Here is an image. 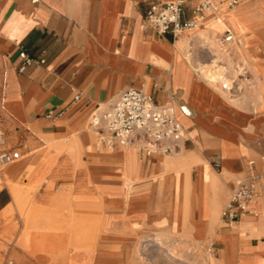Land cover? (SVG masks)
I'll use <instances>...</instances> for the list:
<instances>
[{
	"label": "crops",
	"instance_id": "0c3cea01",
	"mask_svg": "<svg viewBox=\"0 0 264 264\" xmlns=\"http://www.w3.org/2000/svg\"><path fill=\"white\" fill-rule=\"evenodd\" d=\"M170 1L0 0V127L7 134V148L20 158L0 172L3 261L50 264L43 250L35 259L28 255L30 246L42 243L47 248L52 244L53 254L59 252L53 264L117 263L111 254L123 249V237L155 230L153 200L145 185L159 182L152 176L169 174L174 195L164 226L175 230V191L185 178V220L203 230L202 250L219 264H259L264 256V0H247L214 14L213 20L206 16L179 38L158 34L143 22L151 5ZM231 15L240 34L222 23ZM182 18L192 19L189 6ZM227 29L239 43H223ZM200 30L209 32L205 40L214 31L228 49L243 45L250 60L233 57L245 66L250 86L241 81L242 90L227 95L240 97L256 85L259 102L249 92L244 106L233 105L200 77L198 68L210 61L207 42L190 57L191 63L176 47L178 40L193 43ZM21 51L45 63L19 73ZM127 88L142 90L162 106L175 95L174 115L185 136L171 154L146 157L131 145L110 151L98 144L95 130H88L92 113L110 108ZM166 160L171 167L162 164ZM125 161L133 182L128 199L123 196ZM240 184L252 186L255 196L238 220L225 222L221 212ZM28 186L35 188L30 198ZM47 221L53 239L45 238ZM125 221L133 233L122 230ZM92 224L97 225L93 234ZM91 236L94 246L87 247Z\"/></svg>",
	"mask_w": 264,
	"mask_h": 264
},
{
	"label": "built area",
	"instance_id": "2783aa9c",
	"mask_svg": "<svg viewBox=\"0 0 264 264\" xmlns=\"http://www.w3.org/2000/svg\"><path fill=\"white\" fill-rule=\"evenodd\" d=\"M247 0H173L155 3L146 11L143 22L158 34H171L173 38L193 30L197 22L205 18L208 13L217 14L219 7L226 10L233 8ZM189 6L192 19L184 20L183 11ZM224 44L239 43V38L227 29L223 37ZM21 64L18 72L22 73L29 66L43 65V58H33L24 51L19 53ZM248 72L241 65L236 77L228 82L217 83L223 91L232 94L240 92L241 81L248 80ZM174 94H170V102L166 106L155 104L150 96L137 88L123 90L116 102L107 112L94 115L95 123H91L97 133V142L104 147L135 145L146 157L156 154L169 155L175 145L184 138L182 126L174 115ZM74 101L79 100L75 94ZM184 116H190L185 106H179ZM47 118H54L50 114ZM3 134L0 132V141ZM19 158V153L13 150L0 151V166H5ZM216 167L218 165L216 164ZM255 196L252 186L240 184L229 197L221 212V219L225 222H235L246 212L248 202ZM264 243V239H263ZM7 264H12L8 262Z\"/></svg>",
	"mask_w": 264,
	"mask_h": 264
},
{
	"label": "bare ground",
	"instance_id": "6f19581e",
	"mask_svg": "<svg viewBox=\"0 0 264 264\" xmlns=\"http://www.w3.org/2000/svg\"><path fill=\"white\" fill-rule=\"evenodd\" d=\"M240 3H243V1ZM238 5H236V6H238ZM236 6H234L230 10L234 9ZM230 10H226L224 7L221 6V7H219L216 15L220 16L219 14L222 11L227 12ZM207 15L214 17V13H208ZM233 25L236 26V28H238V26L234 20H233ZM199 27H201V26H199ZM198 29H200V28H198ZM208 33L209 32L206 30H200L196 33L195 38L193 39V43L192 42L188 43L190 45L189 47L192 46L191 49H193L192 50L193 55H195V53H197L198 50L201 51V49H199V46L194 47V45L200 44V46H201L202 42L207 37ZM212 33L215 34L214 31ZM184 43H187V41L186 40H183V41L178 40L176 42V47L180 51H184L182 48ZM220 45L222 47H225V48L228 47L227 45L221 44V42H220ZM203 46H201V47H203ZM213 46H214V43L212 42L210 45H207V47H206V48H208L207 56L210 57L209 58L210 61L206 60L208 62L206 64H203L202 66H200L198 68V70H200L199 73H201L200 77L207 84H209L210 86L215 88L217 91H219L220 94H222V96L228 102L232 103L233 105L244 106L246 104L249 92H250L249 96L256 103L259 102L262 99V95L260 94L259 89H258V87H256V85L246 89L240 97L228 96L227 92L223 91L221 89V87L217 83H220L221 81L228 82L232 78H235L239 68L241 67V65L239 63H237V64H235V67L233 68L232 60L230 57H228L226 52L223 51L222 49H217L215 46L214 47ZM189 51H190V48L187 51H184V57L191 63L190 54L188 55ZM241 52L242 51L240 48L235 50L236 54H239ZM199 65H201V64H199ZM233 71H234V73H233ZM245 84H246V86H250V84L247 83V80L245 81ZM108 109L109 108L107 107L106 110H108ZM94 115H97V114L94 113L91 116V120H89L88 130L95 129L94 126L91 124V123L96 122L97 118H94ZM1 133L4 134L3 132H1ZM2 140H3V138L0 141V149L2 147V144L4 143V141H2ZM7 143H8V140H7ZM131 146H133L134 148H137L135 145H131ZM108 148H110V147H108ZM110 149H112V148H110ZM158 156H160V155H158ZM18 161H16V162H18ZM16 162H12V163L5 165V166H0V168H3V170L0 169V172L4 171L10 165L15 164ZM162 164L163 165L165 164L167 168L171 167L170 166L171 163H169L167 160L164 161ZM123 169L125 170V173L123 174V178H124L123 179V181H124L123 196L125 197V199H128L131 196V193L133 190L132 189L133 182L130 179L129 171H128L129 170V163L126 162L125 165L123 164ZM168 175L169 174L152 176L151 179H156L157 177H159L160 178L159 182L153 181V182H150V183L145 185L147 187V190L150 192V196H149L150 199L153 200V214H154L153 215V223H154L155 230L150 234L138 236L136 238H133L130 236L129 237H123L122 242H124V245H125L123 247V249L121 251H119L120 249L116 248L115 251L111 254V256H113L115 259L118 260V262L115 264H219V263L215 262V260H213L211 258V256H209L207 253L202 255L201 259L198 258V259L194 260L193 256H192L193 258L191 259L190 256L188 255V253L186 252V249L184 247H182L183 244L190 243V241H188V240L183 241L184 239H182V238H184L183 232H182L184 227H185V230H186V226L190 227V229H192V233H194L196 235H202L203 234V230L201 229V227H199L198 225H195V224H189L185 220L186 216H187V205H188L187 192H188V188H189L188 180L185 178L179 179L178 186H177L176 191H175V200L178 202V207H177V212H176V216L178 219L174 224L175 230L170 231L167 229V227L164 226L165 224L168 223L167 218H168L169 213H170L169 202L172 200L171 198L174 195V193H172L170 191L171 186L169 185ZM6 184L8 185L9 189L14 192L15 186H13L9 182H7ZM1 185L2 184L0 182V188H1ZM18 190L22 191L21 188ZM34 191H35V188L28 186V187H26L25 193H27L28 195L29 194L31 195ZM25 193L23 192L24 195H25ZM16 194H18V193H16ZM28 195H27V197H28ZM30 195H29V198H30ZM24 198H25V196H24ZM16 201H17V199H16ZM18 202H19V200H18ZM23 205L24 204H22V206ZM20 210H23V209L20 208ZM42 211H43V209H42ZM36 212H37V214H39L41 212V209L39 208V209H35V211L33 210V213H32L33 216H35ZM26 215H27V213H26ZM39 220L40 219H38L37 221H39ZM94 227H95V225L92 224L91 228H90L92 234L97 232L96 231L97 225H96V228H94ZM122 230H124L125 232H130V233L134 232V228L132 227V225L129 224L128 221L123 222ZM187 230H188V228H187ZM52 231H53V229L51 227V224H49V222L47 221V224L45 226V233H44L46 236L45 238L53 239V232ZM89 239H90L89 241L86 240L88 242L86 246L87 247H93L96 238L94 236H91ZM18 241L20 242V240H18ZM28 241H29L28 243L30 244V240H28ZM195 243H197V242H195ZM128 244L130 245V247L128 246ZM19 247H21L20 244H19ZM45 247L46 246L42 243L30 246L31 251L27 250V251H29L28 255L30 256V258L36 257V254L37 253L39 254L38 251L43 250V251H45L44 252L45 255H47L51 258V259H49L47 257L50 261L51 260L53 261V257L58 258L60 256L59 252H56L55 254H53L54 249H53L52 244H50L48 246V248L47 247L45 248ZM57 248H58V246H57ZM57 248H55L56 251L59 250V248L58 249ZM192 249H193V246H192ZM60 250H61V248H60ZM245 252H247V249H245ZM259 259H260L259 264H261V263L264 264V256H261ZM255 261L252 260V262H255ZM9 262L12 263V261H9Z\"/></svg>",
	"mask_w": 264,
	"mask_h": 264
},
{
	"label": "rangeland",
	"instance_id": "374dc122",
	"mask_svg": "<svg viewBox=\"0 0 264 264\" xmlns=\"http://www.w3.org/2000/svg\"><path fill=\"white\" fill-rule=\"evenodd\" d=\"M243 2H245V1H243ZM241 4V3H240ZM239 4V5H240ZM238 5V6H239ZM237 7V6H236ZM207 17H210V20H213L214 18L212 17V16H210V15H206ZM206 21V17H205V19H204V21H200V22H205ZM222 23H225V24H228L233 30H234V32H236L237 34H240V29L239 28H236V26H234L233 25V18H232V15L231 16H229L228 18H226L225 20H223L222 21ZM214 35L215 34H213L212 33V38L209 40V39H207V40H205L206 38H208V36L204 39L206 42H207V44L206 45H210L212 42L214 43V46L217 48V49H222L223 51H225L226 52V54L228 55V57H230L231 58V60H232V64H233V68L235 67V64H236V62L234 61V57L233 56H238V57H240L242 60H246L245 62L247 63L248 61H249V59L250 58H248V57H246V53L244 52V49H243V45L241 44V46H236V47H232V49H228V48H225V47H222L220 44H219V41H218V39H216L215 37H214ZM205 41H203V42H205ZM203 42H202V44H201V46H203ZM189 42H187V43H184V45H183V50L184 51H187L189 48H190V51L188 52V55L190 54V57L191 56H194L193 55V53H192V50L193 49H191L192 48V46L191 47H189L190 45L188 44ZM201 47L200 46V44H197V45H194V47ZM213 46V47H214ZM238 48H240L241 49V53H239V54H236L235 53V50H237ZM230 52H232V54L230 53ZM233 73H234V71H233ZM111 108V107H110ZM110 108L108 109V110H103V111H101V112H99V113H96V114H100V113H102V112H107V111H109L110 110ZM94 113H92V115H93ZM91 115V116H92ZM91 116H90V118H89V120H91ZM93 130H95V129H92L91 131H93ZM0 132H3L4 134H3V140L2 141H4V143L2 144V147H1V149H0V151L1 150H14L13 148H7V140H8V138H7V134H6V132L3 130V129H1V127H0ZM132 148H134L133 146H132ZM108 150H110V151H112L113 150V148L112 149H110V148H108ZM158 155H161V154H156V156H158ZM20 159V158H19ZM19 159H17V160H15V161H13V162H16V161H18ZM1 170H3V168H0ZM187 228H188V230H187ZM124 231V230H123ZM183 237L184 238H182V239H184L183 241H186V240H188V241H190V243H185V244H183L182 245V247H184L185 249H186V252L188 253V255L190 256V258L192 259L193 257V259L194 260H196V259H201V256L202 255H204L205 253H207L208 255H211V253L210 252H208L207 250H202V248H201V245H200V242H201V240H202V237H203V234L202 235H196V234H194V233H192V229H190V227H188V226H186V230H185V227L183 228ZM197 237V238H196ZM200 238V239H199ZM193 240V241H192ZM195 242H197V243H195ZM189 245V246H188ZM198 245V246H197ZM192 246H193V249H192ZM208 249V248H207ZM196 252V253H195ZM2 255H3V253H0V264H7V262H9V261H13V258H10V259H7V260H5V261H3V259H2ZM193 256V257H192ZM36 257H32V259H35ZM13 264H19V263H17V262H15V261H13L12 262ZM50 264H53V261L51 260V262H50Z\"/></svg>",
	"mask_w": 264,
	"mask_h": 264
}]
</instances>
